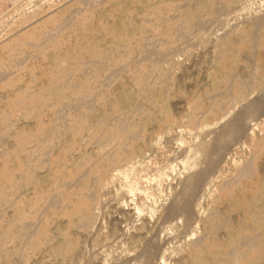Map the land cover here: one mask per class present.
<instances>
[{
	"label": "rangeland",
	"instance_id": "rangeland-1",
	"mask_svg": "<svg viewBox=\"0 0 264 264\" xmlns=\"http://www.w3.org/2000/svg\"><path fill=\"white\" fill-rule=\"evenodd\" d=\"M29 2L0 0V264H264V0Z\"/></svg>",
	"mask_w": 264,
	"mask_h": 264
},
{
	"label": "bare ground",
	"instance_id": "bare-ground-1",
	"mask_svg": "<svg viewBox=\"0 0 264 264\" xmlns=\"http://www.w3.org/2000/svg\"><path fill=\"white\" fill-rule=\"evenodd\" d=\"M259 3V2H258ZM254 4H255V2H254ZM261 5V4H260ZM185 6V5H184ZM260 10V9H259ZM249 12V11H248ZM256 13V12H255ZM257 14V13H256ZM233 21V20H232ZM245 21H247V19L245 18ZM248 21H249V24H251L252 26H255L256 28H262V27H264V15H260V16H253V17H251V18H248ZM247 21V22H248ZM232 24V23H231ZM196 25L197 26H202L203 25V22H197L196 23ZM213 26V25H212ZM209 28V27H208ZM207 29V28H206ZM205 28H204V30H206ZM203 30V31H204ZM202 32V31H201ZM199 33V32H198ZM219 33V32H218ZM221 34V33H220ZM185 41V40H184ZM187 43V42H186ZM255 43V42H254ZM145 49H142V51H141V53H143V58L144 59H146V60H152L154 63H159V62H162V61H164V60H166V59H169V52H163V51H157L156 50V48H155V45H154V43L153 42H145ZM190 47V46H189ZM184 49V48H183ZM144 50V51H143ZM174 50V49H173ZM180 51V50H179ZM142 58V57H141ZM173 59H174V57H173ZM65 64V63H64ZM68 64V63H67ZM157 65V64H156ZM159 65V64H158ZM235 78V77H234ZM65 83V82H64ZM98 86V85H97ZM263 94H264V91H263ZM261 95V94H260ZM262 96V98H264L263 97V95H261ZM258 98H260V100L262 99L261 97H257V99ZM254 100H256L255 98H254ZM254 100H251V101H254ZM262 100H264V99H262ZM262 100H261V102L259 101H257V102H248L249 104H247V108L244 110V113H245V111L246 110H248V108H249V110H250V108H254V109H259L260 107H262V105L264 106V103H262ZM264 102V101H263ZM232 103V102H231ZM79 103L78 104H75L74 106H75V108H80L79 106ZM230 106H232V104H230ZM245 106H243V109H244V107ZM88 108V107H87ZM256 109V110H257ZM242 110V109H241ZM241 110H238V111H241ZM264 110V109H263ZM251 111H253V110H251ZM258 111V110H257ZM230 112V111H229ZM248 112V111H247ZM254 112V111H253ZM256 112V111H255ZM259 112H260V109H259ZM240 113V112H239ZM243 113V114H244ZM74 114V113H73ZM231 114V113H230ZM251 114V113H250ZM255 114V113H254ZM253 114V115H254ZM257 114V113H256ZM260 114V113H259ZM259 114H257V117L259 116ZM232 115V114H231ZM242 114H240V116H241ZM245 115V114H244ZM249 115V114H248ZM261 115V114H260ZM234 116V115H233ZM232 116V117H233ZM239 116V115H238ZM243 116V115H242ZM229 117V116H228ZM231 117V116H230ZM231 117V119H233ZM235 117V116H234ZM244 117V116H243ZM243 117H241V118H243ZM227 118V117H226ZM58 119H59V117H58ZM64 119V118H63ZM62 119V120H63ZM230 119V120H231ZM247 119V118H246ZM229 120V119H228ZM241 120V119H240ZM239 121V120H238ZM237 121V122H238ZM221 122V121H220ZM229 122V121H228ZM230 123V122H229ZM229 123H228V125H229ZM116 124L118 125V126H116V128L118 127V129L119 128H122V122L119 120L118 121V123L116 122ZM126 124H127V122H126ZM233 125V129L234 130H236L238 127H240V129H241V127H242V125L240 124V122L239 123H237V124H235V122L234 123H232ZM239 124H240V126H239ZM221 125H222V123H221ZM225 125V123L223 124V126ZM226 126V125H225ZM231 127V126H230ZM217 128V127H216ZM219 128H221V127H218V129ZM224 128V127H223ZM236 128V129H235ZM246 128V127H245ZM217 129V130H218ZM222 129V128H221ZM67 130V129H66ZM232 130V129H231ZM233 130V131H234ZM242 130V129H241ZM240 130V131H241ZM221 131H223V130H221ZM237 131V130H236ZM217 132V131H216ZM235 132V131H234ZM233 132V133H234ZM238 132V131H237ZM208 133V132H207ZM222 133V132H221ZM231 133H232V131H231ZM231 133H229V134H231ZM233 133L231 134V135H233ZM236 133V132H235ZM231 135H229V136H231ZM234 136H235V134H234ZM217 137V136H216ZM219 137V136H218ZM223 137V136H222ZM226 137H227V135H226ZM226 137H224V139L226 138ZM228 138V137H227ZM232 139V138H231ZM203 140V139H202ZM215 140V139H214ZM213 140V141H214ZM197 144V143H196ZM199 144V143H198ZM206 144V143H205ZM210 146L212 145V143L211 144H209ZM199 146V145H198ZM197 146V147H198ZM208 146V145H207ZM196 147V148H197ZM201 147V146H200ZM212 147V146H211ZM208 148V147H207ZM209 149V148H208ZM212 149V148H211ZM193 150H196V149H193ZM202 150V149H201ZM207 150V149H206ZM197 151H198V149H197ZM200 151V150H199ZM124 152V149L123 150H121V149H118V151H117V156L116 157H110V158H108V161H109V163H111V165H116V166H121V167H123L125 164H127L126 162V157H125V155L129 152H127V150H126V152L127 153H123ZM206 152V151H205ZM191 153H192V151H191ZM209 153H211L210 151H209ZM208 153V154H209ZM114 154H115V152H114ZM204 154V153H203ZM217 155V154H216ZM193 157V156H192ZM200 157V156H199ZM204 157H206V156H204ZM209 157V156H208ZM218 157V156H217ZM207 158V157H206ZM252 158V157H251ZM209 159V158H208ZM207 159V160H208ZM199 160V159H198ZM205 160V159H204ZM250 160V159H249ZM206 162V160L204 161V164L203 165H208L207 163H205ZM125 163V164H124ZM193 163V162H192ZM124 164V165H123ZM186 165V164H185ZM199 165H201V164H199ZM202 165V166H203ZM202 166H201V168H202ZM211 166V165H210ZM213 166V165H212ZM200 167V166H199ZM205 167V166H204ZM204 167H203V169H204ZM193 168V167H192ZM210 168V167H209ZM213 168V167H212ZM200 169V168H199ZM208 169V168H207ZM194 170H196V169H194ZM193 170V171H194ZM206 170V169H205ZM197 171V170H196ZM199 171H201V170H199ZM211 171V170H210ZM202 172H205V171H202ZM209 172V171H208ZM198 175V174H197ZM205 175V174H204ZM206 176V175H205ZM192 178V177H191ZM196 178H197V176H196ZM185 181V180H184ZM189 182V181H188ZM182 184H184V183H182ZM198 187V186H197ZM181 194V193H180ZM183 194V193H182ZM193 194V193H192ZM182 196V195H181ZM167 207V206H166ZM185 207V206H184ZM176 209V208H175ZM168 210V209H167ZM180 211V210H179ZM171 213V212H170ZM170 213H168V214H170ZM173 213V212H172ZM192 213V212H191ZM165 214V213H164ZM166 215V214H165ZM192 215V214H191ZM194 217V216H193ZM188 218H189V216H188ZM166 219V218H165ZM192 219V218H191ZM189 220V219H188ZM164 221V220H163ZM193 221V220H192ZM188 222V221H187ZM190 222V221H189ZM25 225H28V224H25ZM30 226H32L33 227V225H29L28 227H30ZM22 227H23V225H22ZM27 227V228H28ZM24 228V227H23ZM155 240H157V239H155ZM154 239H153V241H155ZM151 241V240H150ZM199 240H197V242H198ZM154 243V242H153ZM152 245V244H151ZM154 245V244H153ZM152 245V246H153ZM154 246H156V245H154ZM148 249V248H147Z\"/></svg>",
	"mask_w": 264,
	"mask_h": 264
},
{
	"label": "built area",
	"instance_id": "built-area-1",
	"mask_svg": "<svg viewBox=\"0 0 264 264\" xmlns=\"http://www.w3.org/2000/svg\"><path fill=\"white\" fill-rule=\"evenodd\" d=\"M5 4H6V14L9 13V12H12V10L15 8V7H23L25 10L24 11H27L28 10V5L31 6L29 0H5Z\"/></svg>",
	"mask_w": 264,
	"mask_h": 264
}]
</instances>
